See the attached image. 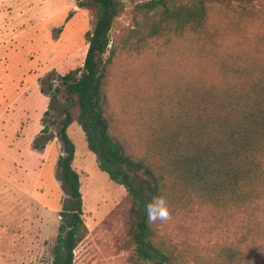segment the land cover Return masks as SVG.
<instances>
[{"label":"rangeland","instance_id":"374dc122","mask_svg":"<svg viewBox=\"0 0 264 264\" xmlns=\"http://www.w3.org/2000/svg\"><path fill=\"white\" fill-rule=\"evenodd\" d=\"M119 1L123 10L109 33L115 55L104 86L105 116L125 153L152 164L147 159L152 110L177 87L184 68L193 67L183 55L192 39L163 36L139 50L129 47L141 0ZM82 4L0 0V264H51L67 200L57 169L63 98L54 89L61 76L84 63L85 35L95 26L96 8ZM208 25L216 42L208 54L255 58L256 50L264 64V0L213 3ZM67 134L76 149L73 168L88 230L73 264H137L131 257L126 190L99 170L77 124ZM184 200L169 204V220L150 223L153 242L173 254L174 264H226L228 249L239 254L236 264H264V208L248 225L243 210L226 213L192 194Z\"/></svg>","mask_w":264,"mask_h":264},{"label":"trees","instance_id":"16d2710c","mask_svg":"<svg viewBox=\"0 0 264 264\" xmlns=\"http://www.w3.org/2000/svg\"><path fill=\"white\" fill-rule=\"evenodd\" d=\"M77 2L95 6L96 23L85 35L88 49L83 66L61 76L54 89L63 98V118L56 133L62 145L57 169L67 200L59 212L51 264H73L74 250L88 235L80 177L73 168L76 149L67 134L74 123L84 133L99 170L127 192L128 236L137 264L175 262L173 254L153 242L144 211L153 196H163L169 206L174 200L186 202L192 194L226 208V213L243 210L251 225L250 218L264 208V64L256 50L255 58L243 54L219 58L208 54L207 48L216 43L209 36V7L249 5L253 0H141L135 6L129 47L139 50L147 40L163 36L192 39L185 49L191 55H183L193 67L184 68L177 87L152 110L147 130V159L152 164L125 153L110 134L104 111V86L115 55L109 33L123 5L119 0ZM238 257L226 250V264L238 263Z\"/></svg>","mask_w":264,"mask_h":264},{"label":"clouds","instance_id":"9594fccd","mask_svg":"<svg viewBox=\"0 0 264 264\" xmlns=\"http://www.w3.org/2000/svg\"><path fill=\"white\" fill-rule=\"evenodd\" d=\"M147 222L167 221L171 218L169 206L163 196H153L144 206Z\"/></svg>","mask_w":264,"mask_h":264}]
</instances>
